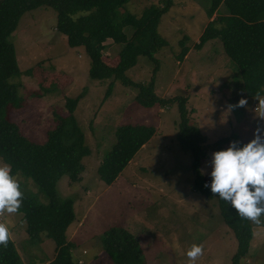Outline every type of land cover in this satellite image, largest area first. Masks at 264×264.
<instances>
[{
    "label": "rangeland",
    "instance_id": "1",
    "mask_svg": "<svg viewBox=\"0 0 264 264\" xmlns=\"http://www.w3.org/2000/svg\"><path fill=\"white\" fill-rule=\"evenodd\" d=\"M166 1L131 0L125 10L141 16L145 8L163 6ZM211 4L212 0H173L162 16L158 29L168 45L156 54L160 69L155 89L164 98L188 96L191 118L207 137L201 164L207 180L211 179L209 161L214 151L228 147L234 135L247 143L254 130L264 126V119L258 116V99L264 96L245 94L239 69L222 42L215 39L201 50L194 47L211 20L207 13ZM219 11L227 13L223 3ZM56 24L57 11L39 7L24 13L10 36L21 71L11 81L19 84L23 103L19 108L10 105L8 117L25 136L43 143L48 130L56 125L55 114H69L67 99L84 92L75 116L84 133V145L90 149L82 159L85 169L77 180L71 181L65 174L57 184L62 198L74 200L76 220L69 226L67 237L75 244V259L79 264H114L103 249L102 235L118 225L138 236L146 264H189L186 251L193 244L202 246L194 264H232L236 237L223 221L217 199L205 197L194 188L192 154L183 150L177 139V104L146 107L136 100V87L113 78L91 79L90 57L83 47L69 46L67 36L56 29ZM125 31L129 37L134 33L130 26ZM184 36L190 51L179 61ZM107 45L104 60L114 66L122 46L112 39ZM154 68V62L140 56L127 74L136 82L147 83ZM241 98L247 101L244 106H238ZM125 124L152 125L156 133L109 185L100 179L98 167L116 142L118 127ZM16 179L25 183V191L47 201L31 179L22 175ZM23 216L20 209L1 212L0 223H9V237L24 264H48L54 258V240L45 233L42 240L31 238ZM252 223L251 250L240 264H264V214Z\"/></svg>",
    "mask_w": 264,
    "mask_h": 264
},
{
    "label": "trees",
    "instance_id": "2",
    "mask_svg": "<svg viewBox=\"0 0 264 264\" xmlns=\"http://www.w3.org/2000/svg\"><path fill=\"white\" fill-rule=\"evenodd\" d=\"M129 1L0 0V163L8 165L13 176L31 179L47 197L46 202L40 201L36 194L25 191V183L18 181L23 194L19 209L24 212L27 234L42 240L41 235L45 233L54 240V258L48 264H79L73 254L75 244L67 237L69 226L76 220L74 200L62 198L57 184L65 174L71 181L77 180L85 169L82 159L90 149L84 145V133L75 116L84 92L67 99L69 114H55L56 125L48 130L43 143L25 136L20 126L8 117L10 105L19 108L23 103L19 84L11 81L19 77L21 71L10 36L24 13L45 6L57 11L56 29L67 36L69 46L83 47L90 57L91 79L113 78L136 87V100L146 107L177 104L180 114L177 139L181 148L192 154V169L196 177L194 188L205 197L217 199L222 219L237 240L232 264H240L251 250L253 223L239 216L229 203L205 186L211 180L201 172L207 137L191 118L188 96L179 94L164 98L155 91L160 69L156 54L168 45L158 28L173 0H167L163 6L147 7L141 16L125 10ZM222 3L226 6V14L219 11ZM207 13L211 20L195 43V49L201 50L207 42L219 39L225 53L239 69L245 94L264 96V0H212ZM128 26L134 30L130 37L125 31ZM109 39L122 46L114 66L104 60ZM187 39L184 36L180 41L179 61L184 60L190 51ZM140 56H146L155 63L153 75L147 83L136 82L127 74ZM155 133L156 128L147 124L119 126L116 142L98 167L100 179L109 185L115 182ZM230 140L236 141L238 146L244 144L236 135ZM102 246L114 264H146L138 236L123 226L114 225L106 229L102 235ZM0 264H24L10 237L6 246L0 245Z\"/></svg>",
    "mask_w": 264,
    "mask_h": 264
},
{
    "label": "clouds",
    "instance_id": "3",
    "mask_svg": "<svg viewBox=\"0 0 264 264\" xmlns=\"http://www.w3.org/2000/svg\"><path fill=\"white\" fill-rule=\"evenodd\" d=\"M246 102L241 98L238 106ZM258 110V116L264 119V99H258ZM209 163L211 180L205 186L229 203L239 216L258 222L264 214V126H258L247 143L238 146L236 141H231L228 147L214 151ZM22 196L20 184L9 166L0 165V212H16ZM9 227L7 220L0 223V245H7ZM201 254L202 246L193 244L186 251L189 264H194Z\"/></svg>",
    "mask_w": 264,
    "mask_h": 264
},
{
    "label": "built area",
    "instance_id": "4",
    "mask_svg": "<svg viewBox=\"0 0 264 264\" xmlns=\"http://www.w3.org/2000/svg\"><path fill=\"white\" fill-rule=\"evenodd\" d=\"M0 214H1V212H0Z\"/></svg>",
    "mask_w": 264,
    "mask_h": 264
}]
</instances>
